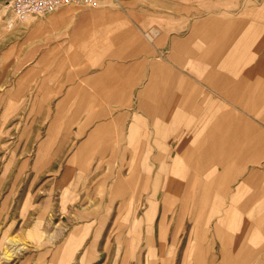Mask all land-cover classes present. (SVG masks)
Returning <instances> with one entry per match:
<instances>
[{"label": "crops", "instance_id": "0c3cea01", "mask_svg": "<svg viewBox=\"0 0 264 264\" xmlns=\"http://www.w3.org/2000/svg\"><path fill=\"white\" fill-rule=\"evenodd\" d=\"M102 1L89 5L91 15H42L17 33L23 54L32 57L26 63L44 65L43 77L58 83L48 92L56 97L49 106L56 115L42 118L75 121L67 134L72 137L105 136L114 120L149 121L152 151L181 153L163 181L170 198L216 199L219 215L259 222L254 239L264 242V1L118 0L123 6L112 16L103 15L111 0ZM162 19L184 24L163 30L154 25V39L168 40L163 46L139 25ZM176 55H184L183 65ZM84 145L79 140L64 150ZM209 152L216 153L215 167ZM155 163L153 182L161 189L166 183ZM143 167L137 166L139 183ZM257 253L249 263H264V249Z\"/></svg>", "mask_w": 264, "mask_h": 264}, {"label": "rangeland", "instance_id": "374dc122", "mask_svg": "<svg viewBox=\"0 0 264 264\" xmlns=\"http://www.w3.org/2000/svg\"><path fill=\"white\" fill-rule=\"evenodd\" d=\"M9 1L0 0V264H264L249 263L264 249L255 247L264 243L254 239L259 222L219 215L216 199L170 198L163 181L179 152L152 151L149 121L114 120L105 136L72 137L67 134L75 121L42 118L56 115L49 109L56 97L48 92L58 83L43 77L44 65L26 63L32 57L23 54L17 33L29 21L15 20ZM121 5L111 0L103 15L112 16ZM93 9L71 1L48 15L84 16ZM139 25L163 46L168 40L154 39V25L163 30L184 24L162 19ZM120 26L128 31L125 21ZM143 41L151 63V43L146 36ZM176 58L183 65L184 55ZM79 140L85 145L78 151L64 150ZM215 157L209 152L210 167ZM154 163L166 183L161 189L153 182Z\"/></svg>", "mask_w": 264, "mask_h": 264}, {"label": "built area", "instance_id": "2783aa9c", "mask_svg": "<svg viewBox=\"0 0 264 264\" xmlns=\"http://www.w3.org/2000/svg\"><path fill=\"white\" fill-rule=\"evenodd\" d=\"M71 1L93 5L97 0H10L9 6L15 20L27 22L33 17L53 13ZM9 28H12V25Z\"/></svg>", "mask_w": 264, "mask_h": 264}, {"label": "bare ground", "instance_id": "6f19581e", "mask_svg": "<svg viewBox=\"0 0 264 264\" xmlns=\"http://www.w3.org/2000/svg\"><path fill=\"white\" fill-rule=\"evenodd\" d=\"M102 2H103V1H102ZM6 8H7V7L5 6V9H6ZM3 11H4V10H3ZM9 17H10V16H9ZM11 19H12V18H11ZM7 20H8V19H7ZM8 22H9V26L13 24V23L11 22V20H9Z\"/></svg>", "mask_w": 264, "mask_h": 264}]
</instances>
